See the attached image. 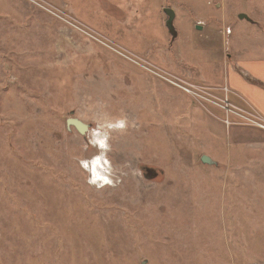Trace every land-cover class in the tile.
I'll list each match as a JSON object with an SVG mask.
<instances>
[{
	"label": "rangeland",
	"instance_id": "obj_1",
	"mask_svg": "<svg viewBox=\"0 0 264 264\" xmlns=\"http://www.w3.org/2000/svg\"><path fill=\"white\" fill-rule=\"evenodd\" d=\"M45 1L60 11L0 0V264H264V162L254 161L264 135L225 125L219 108L71 24L220 88L210 84L228 66L216 49L201 53L208 41L192 19L208 16L224 45L263 56L264 0ZM74 117L87 130L67 124ZM95 132L112 185L90 184L80 165L99 152Z\"/></svg>",
	"mask_w": 264,
	"mask_h": 264
},
{
	"label": "crops",
	"instance_id": "obj_2",
	"mask_svg": "<svg viewBox=\"0 0 264 264\" xmlns=\"http://www.w3.org/2000/svg\"><path fill=\"white\" fill-rule=\"evenodd\" d=\"M50 1L58 2L60 4H66L69 7L70 3L72 2V0ZM192 24H194L195 30L199 34V37L204 38L208 41L207 44L203 47L201 53H212L213 50L216 49V51L220 55L222 62H226L229 69L228 78L225 82L222 81L224 83L216 80L212 81L210 86H216L220 88L224 86L227 87L230 90L228 94H231L230 98L232 102L241 106L250 105L259 114L264 116V55L257 56L255 58H246L244 57V55H241L242 52L237 50L235 46L228 47V45H224V42L222 41L223 34L219 33V31L215 32V25L213 24V21L208 18V16L194 17V19H192ZM202 34L203 36H200ZM220 39L221 46L219 48L217 43ZM194 51V48L187 50L185 54L186 57H193L195 53ZM225 55L227 57V60L225 59ZM188 72L192 75L191 71ZM194 74L196 75L195 77L199 82H208L205 81L207 79L202 74H200L199 69L196 70ZM217 94L222 95V91ZM252 128L254 131H256V133L264 135L263 130L254 127ZM237 129L238 128L233 127V132L235 135L238 134ZM255 150L257 151V153L259 152L260 155L264 153V146L261 147L262 151L258 148H255ZM213 161L216 162V160ZM254 161L264 162V159L261 158Z\"/></svg>",
	"mask_w": 264,
	"mask_h": 264
},
{
	"label": "built area",
	"instance_id": "obj_3",
	"mask_svg": "<svg viewBox=\"0 0 264 264\" xmlns=\"http://www.w3.org/2000/svg\"><path fill=\"white\" fill-rule=\"evenodd\" d=\"M28 3H30L33 6H37L49 13L56 14L55 11H60L58 8H56L54 5L50 4L49 2L45 0H26ZM208 4H211V0L207 1ZM216 8L220 7V3L218 1L213 2ZM221 8V7H220ZM78 24H73L75 27H78V29L85 31L88 33L91 37L96 39L101 44L105 45L107 48L113 50L114 52L118 53L125 59H128L129 61L133 62L135 65L139 66L141 69L146 70L147 72L160 77L164 79L165 81L169 82V84H172L179 88L182 92L185 94L193 97L194 99L202 100L204 103H209L217 108H219L223 114V122L226 123L225 125H235L237 123L241 125H248L252 126L254 128H258L260 130L264 131V116L259 114L255 109H253L250 105H246L244 107H237L233 104H231L227 98L228 93L230 90L227 87L222 88H214V87H205V86H199L195 83H192L190 81L184 80L180 77H178L175 74H172L167 71H164L146 60L144 58H141L139 56H135L130 54L129 52L121 49L119 46H116L115 43L108 39L102 37L101 35L95 34L92 30L87 28L86 25L81 24V22H77ZM85 28L89 29L90 31L86 30ZM228 32V27H224V33ZM221 90L223 93V96L219 97L217 96L215 90ZM215 94V95H214ZM230 117H234L236 120H230Z\"/></svg>",
	"mask_w": 264,
	"mask_h": 264
},
{
	"label": "bare ground",
	"instance_id": "obj_4",
	"mask_svg": "<svg viewBox=\"0 0 264 264\" xmlns=\"http://www.w3.org/2000/svg\"><path fill=\"white\" fill-rule=\"evenodd\" d=\"M114 127L120 128L122 124L113 125ZM92 141L96 148L98 149V154L94 155L93 158L88 159L86 161H82L80 163L81 166L85 167L86 171H88L90 184L97 186H104L107 183L111 184V179L107 174V168L110 166L109 161L104 155L105 149H107V144L105 137L99 135V132H95L92 134ZM82 167V168H83ZM84 169V168H83Z\"/></svg>",
	"mask_w": 264,
	"mask_h": 264
},
{
	"label": "water",
	"instance_id": "obj_5",
	"mask_svg": "<svg viewBox=\"0 0 264 264\" xmlns=\"http://www.w3.org/2000/svg\"><path fill=\"white\" fill-rule=\"evenodd\" d=\"M164 12L167 15L166 25H167L168 29H172L173 28V18H174V15H175L174 10L171 9V8H164ZM239 18H241V19L244 18V19H246V20L251 22L250 18L248 16H246L245 14H240ZM67 124L73 125L81 133H83L88 128V125L82 123L78 119H75V117L67 119ZM200 161L203 164H215V162L207 155H202L200 157ZM149 170H150L149 172H152V174H155V170L154 169L153 170L149 169Z\"/></svg>",
	"mask_w": 264,
	"mask_h": 264
},
{
	"label": "flooded vegetation",
	"instance_id": "obj_6",
	"mask_svg": "<svg viewBox=\"0 0 264 264\" xmlns=\"http://www.w3.org/2000/svg\"><path fill=\"white\" fill-rule=\"evenodd\" d=\"M82 167V166H81Z\"/></svg>",
	"mask_w": 264,
	"mask_h": 264
}]
</instances>
